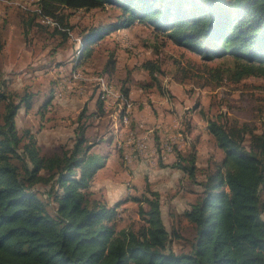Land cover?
I'll use <instances>...</instances> for the list:
<instances>
[{"label": "trees", "instance_id": "trees-1", "mask_svg": "<svg viewBox=\"0 0 264 264\" xmlns=\"http://www.w3.org/2000/svg\"><path fill=\"white\" fill-rule=\"evenodd\" d=\"M106 6L120 9L119 19L87 34L81 56L73 61L78 69L92 57L98 41L139 22L204 60L233 56L239 79H264V0H38L22 18L24 37L37 28L41 36L61 34L68 41L72 37L64 28L62 8ZM60 49L52 54L56 57ZM111 59L114 68L116 60ZM146 67L154 79L157 66L147 62ZM123 92L129 96L128 89ZM33 98L28 92H0V264H264V108L261 129L224 122L222 115L207 119L206 131L222 157L203 171L204 178H198L195 144L189 151L176 145L169 152L171 163L162 158V143L153 145L160 169L177 168L200 189L184 212L194 226L187 237L175 226L168 228L163 195L148 183L142 196L129 190L116 205L99 195L102 187L95 192L101 182L97 174L108 157L92 152L85 127H79L73 148L63 154L43 157L34 136L23 144L17 116L21 108H31ZM98 109L104 113L103 100ZM116 153L125 162L124 171L148 165L142 157L128 162ZM38 185L47 191L41 193ZM138 187L134 184V191ZM124 201L138 204L139 226L118 229V208ZM179 241L186 250L174 248Z\"/></svg>", "mask_w": 264, "mask_h": 264}, {"label": "rangeland", "instance_id": "rangeland-1", "mask_svg": "<svg viewBox=\"0 0 264 264\" xmlns=\"http://www.w3.org/2000/svg\"><path fill=\"white\" fill-rule=\"evenodd\" d=\"M37 1L0 0V92L34 95L31 108L19 110L17 127L23 144L32 136L36 138L43 157L72 149L80 126L86 129L88 143L94 144L92 152L107 157L115 152L125 156V151L130 155L132 149L139 152L142 145L138 137L148 135L147 146L153 151V145L159 142L172 144L166 153H161L162 158L176 145L189 151L195 144L201 179L205 175L203 171L211 170L212 162L222 157L206 131L207 119L222 115L224 122L237 120L261 129L264 79L250 76L239 79L233 56L204 60L156 33L149 24L137 22L130 28L113 30L98 41L92 57L78 69L73 61L81 56L87 34L94 28L117 22L120 9L64 7L61 10L64 28L70 30L71 39L63 41L61 34L41 36L35 32L37 28L24 37L22 18H27L30 9L36 8ZM55 47L61 48L56 57L52 54ZM111 58L116 60L114 68L109 63ZM147 62L158 68L154 79ZM106 66L112 71H105ZM124 89H128V97ZM99 100L104 101L103 114L98 109ZM127 101L131 113L126 121L122 113ZM3 109L4 105H0V113ZM123 127L128 128L125 131ZM157 157L153 154L150 159L144 158L148 165L139 164L147 169L141 172L137 182L120 177L107 186V174L100 175L101 182L94 187L95 192L102 187L104 190L99 195L106 197L110 205H116L130 191L133 196H142L148 183L163 195L168 228L175 226L183 236L190 237L194 226L184 212L200 189L177 168L166 167L162 175L155 176L156 170H160ZM119 159V167H114L121 171L125 162ZM134 184L139 185L138 190L134 191ZM36 188L41 193L47 191L44 185ZM173 195L177 197L172 198ZM118 210V229L134 223L139 226L136 202L124 201ZM172 211L176 214L172 215ZM174 248L181 251L187 247L179 241Z\"/></svg>", "mask_w": 264, "mask_h": 264}, {"label": "crops", "instance_id": "crops-1", "mask_svg": "<svg viewBox=\"0 0 264 264\" xmlns=\"http://www.w3.org/2000/svg\"><path fill=\"white\" fill-rule=\"evenodd\" d=\"M133 109H134V107H133V104H132V113H133ZM145 110L146 111H148V109H146L145 108ZM123 123V122H122ZM206 127H207V125H206ZM136 137H138V136H136ZM138 140H139V142H140V144H141V141H142V137L140 138V137H138ZM125 142V141H124ZM122 143V142H121ZM122 145V144H121ZM124 148H126V149H129L127 146L125 147V145H124ZM130 150V149H129ZM131 151V150H130ZM132 152H138V151H133V149H132ZM139 152H142V147H141V150L139 151ZM166 153V152H165ZM125 159H126V161H128V162H132L133 161V153H131L130 155H128L127 154V152L125 151ZM128 158V159H127ZM163 159H165L166 160V163L167 162H169V163H171V162H175L174 161V158H173V154H170V153H167V154H165V155H163ZM113 165V166H110V165ZM118 164L120 165V160H119V156H118V153H113V154H111V156L109 157L108 156V160H107V165H106V167L105 168H103L98 174H97V176H98V178H99V176L100 175H102V174H107V178H106V184H107V186H109L110 184H112V183H115L117 180H115V179H118V178H120V177H123V178H125V177H128V179H131V180H138L139 179V177H140V175H141V172H143V171H146V169L147 168H143V166H141V165H139V164H141V163H139V164H137V165H133L132 167H131V169L129 170V171H124V167L123 166H121V171L118 169V170H116V167H114V166H117V167H119L118 166ZM115 169V171H113ZM133 170V171H132ZM166 169H163V168H161L160 170H156V172H155V176L156 175H158V174H160V175H162V173L165 171ZM113 171V172H112ZM111 172V173H110ZM120 173V174H119ZM176 196L175 195H173L172 196V198H175ZM173 207V206H172Z\"/></svg>", "mask_w": 264, "mask_h": 264}, {"label": "built area", "instance_id": "built-area-1", "mask_svg": "<svg viewBox=\"0 0 264 264\" xmlns=\"http://www.w3.org/2000/svg\"><path fill=\"white\" fill-rule=\"evenodd\" d=\"M147 137H148V135L142 137V141H141L142 152H131V153H133V161L136 160L138 157L149 158L150 159V156L156 153V150L153 151V149H150V147L147 146V142H146ZM120 144H122V143L120 142ZM125 144H130V143H125ZM161 147H162L161 152L165 153L169 148L172 147V144H170V145H161Z\"/></svg>", "mask_w": 264, "mask_h": 264}, {"label": "bare ground", "instance_id": "bare-ground-1", "mask_svg": "<svg viewBox=\"0 0 264 264\" xmlns=\"http://www.w3.org/2000/svg\"><path fill=\"white\" fill-rule=\"evenodd\" d=\"M120 95V94H119ZM119 98V97H118ZM130 113H131V109H130V103H129V101H127L126 103H125V105H124V111H123V115H124V118H125V120L127 121V119H128V117H129V115H130Z\"/></svg>", "mask_w": 264, "mask_h": 264}]
</instances>
